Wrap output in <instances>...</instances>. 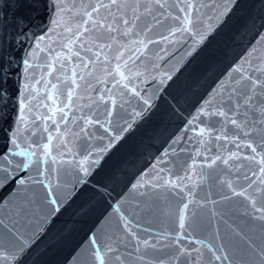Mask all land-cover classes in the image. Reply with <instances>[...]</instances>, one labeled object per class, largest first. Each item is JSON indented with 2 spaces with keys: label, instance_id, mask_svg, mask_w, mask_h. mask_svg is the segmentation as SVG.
I'll return each mask as SVG.
<instances>
[{
  "label": "snow or ice",
  "instance_id": "snow-or-ice-1",
  "mask_svg": "<svg viewBox=\"0 0 264 264\" xmlns=\"http://www.w3.org/2000/svg\"><path fill=\"white\" fill-rule=\"evenodd\" d=\"M204 7L198 0H0V209L10 206L8 222L0 218V264H28L47 224L72 200L98 193L88 178L155 106L156 92L173 81V50L190 38L184 54L192 56L208 39L200 30ZM257 45H264V23L229 66V82L221 83L205 107L186 121L184 134L171 139L169 149L151 165L154 178L141 170L131 185L141 199L130 210L115 205L135 252L141 245L163 252L157 264H165V257L168 264H264V53ZM41 53L46 54L47 73L33 84ZM42 82L43 94L36 87ZM134 102L141 105L139 111ZM37 120L44 122L47 135L33 139L37 132L30 126ZM81 138L77 159L69 145ZM194 138L192 163L178 168L184 175L166 179L160 167L168 163L164 158L170 150L175 154L174 145ZM89 141L98 143L93 148ZM196 158L204 161L199 171ZM197 186L215 189L216 198L209 194L202 202L193 201ZM148 189H166L177 202L174 211L182 231L172 237V251L137 235V217L158 210V196L151 203L144 199L150 197ZM190 205L208 217L197 235L186 227ZM217 220L225 227L223 234ZM255 222H260L259 235L247 230ZM88 241L83 264H125L118 245L95 234Z\"/></svg>",
  "mask_w": 264,
  "mask_h": 264
},
{
  "label": "water",
  "instance_id": "water-1",
  "mask_svg": "<svg viewBox=\"0 0 264 264\" xmlns=\"http://www.w3.org/2000/svg\"><path fill=\"white\" fill-rule=\"evenodd\" d=\"M198 3L207 5L201 9L200 19L203 20V25L200 30L208 35V39L192 56L184 54V47L192 44L190 38L185 39V45L176 46L172 53L174 58H169V67L174 65L177 69L173 73V81L167 82L156 92L152 101L155 106L123 135L114 148L104 155L88 178L92 187L99 188L98 193L93 195L89 192L87 197L80 196L72 200L68 207L63 208L47 224V234L38 241L37 248L28 264H33V261L35 264H77V258L80 264H83L90 234H95L106 242L113 243V246L118 245L125 264H157L158 258L163 256V252L151 248L145 250L142 245L139 252L134 251L135 241L131 240V237L121 229L122 222L119 215L114 212L115 205L120 204L122 210H130L137 200L141 199L138 193L131 188V185L139 179L141 170L152 173L149 179L154 178L155 173L151 165L157 162L164 150L169 149L171 139L184 134L181 129L186 121L192 119L200 109L205 107V102L216 95V90L220 88L221 83L229 82L227 75L229 66L241 56L249 40L264 23V0H235V2L232 0H198ZM225 8L229 10L227 15L220 16ZM218 16H220L219 19H217ZM253 21H255V26H253ZM196 39L199 37L197 36ZM257 47H260L261 52L264 53V45H257ZM36 63L40 66L34 69V78L31 81L33 84L35 80L40 79L42 74L47 73L44 67L46 54L41 53ZM47 79L53 78L47 77ZM23 82L21 80V83ZM36 87L40 88L43 94V82ZM152 92L153 88H149L148 94L151 95ZM216 100H219V96H216ZM140 106L139 102H134L136 111L140 110ZM44 111L43 108L39 110V112ZM201 119L205 122L209 121V117L206 116H201ZM113 123L114 125L117 123L115 118ZM43 126L44 122L40 120L36 121V126H30L37 132V136L33 139H37L40 135H47L42 131ZM53 134L55 136V133ZM188 135L192 133L189 132ZM44 142L46 141H41V143ZM82 142L83 138L73 139L69 145L77 159ZM107 142L106 138L104 143ZM56 143L57 140L54 139L53 145ZM89 143L95 148L98 141H89ZM195 143V138L191 143L181 141L174 145V155L171 150L169 151V155L164 158L168 163L160 165L164 168L162 175L166 179H171L176 174L184 175L183 172L178 173V168L184 166L185 161L188 164L192 163L189 155L195 156L193 151ZM208 155H214V152H209ZM65 159L71 160L72 157L66 156ZM195 163L197 165L195 170L199 171V165L204 161L196 158ZM204 170L211 171L207 168ZM194 180L195 177H193ZM184 183L191 186L192 181L185 180ZM148 192L150 197L144 199L149 203L156 200L157 196L159 197L158 210L141 213L137 217L134 221V224L139 226L137 235L141 239H148L150 243L156 242L157 249L169 245L168 248H163V251H172L174 250L172 237L181 234L182 231L178 230V219L174 211L177 202L171 199L166 189H160L158 192L148 189ZM209 194L212 198H216L215 189L209 190L197 186L193 190L192 199L202 202ZM219 207L221 206L218 205L217 208ZM9 208L10 206L5 205L0 209V218H3L5 223L8 222ZM207 223V215L200 208L190 205V210L186 214L188 231L197 235ZM215 223L219 225L223 234L224 225L219 220ZM241 227H243L242 224ZM247 230L250 234H261L260 222H255ZM163 234H167L169 238L164 239ZM121 238L124 240L123 244H120ZM128 252H132L131 257L127 256ZM140 255H144L143 261L137 259ZM165 264H168L167 257H165Z\"/></svg>",
  "mask_w": 264,
  "mask_h": 264
}]
</instances>
